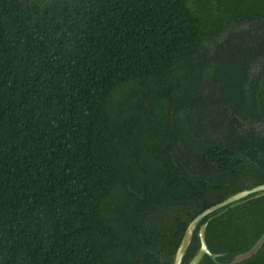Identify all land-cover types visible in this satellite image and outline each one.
I'll return each instance as SVG.
<instances>
[{
    "label": "trees",
    "instance_id": "trees-1",
    "mask_svg": "<svg viewBox=\"0 0 264 264\" xmlns=\"http://www.w3.org/2000/svg\"><path fill=\"white\" fill-rule=\"evenodd\" d=\"M263 9L0 0V264H160L151 239L178 242L188 201L223 199L229 155L257 142L243 126L264 125V55L241 38L205 83L222 109L199 108L204 38Z\"/></svg>",
    "mask_w": 264,
    "mask_h": 264
},
{
    "label": "flooded vegetation",
    "instance_id": "flooded-vegetation-1",
    "mask_svg": "<svg viewBox=\"0 0 264 264\" xmlns=\"http://www.w3.org/2000/svg\"><path fill=\"white\" fill-rule=\"evenodd\" d=\"M259 1L264 7V0ZM226 20L227 23L229 22L227 31L219 37L212 38V40L218 38V43L214 47H210L208 58L213 57L216 51L225 45L226 41H230L229 49L231 48L232 52L239 51V48L235 46L236 43H239L238 38L243 39L244 45H247L244 49L247 57H250L252 47H255V55L259 53L264 55V9L262 13L256 15L254 20L240 23L231 22L227 17ZM224 48L226 50L228 47ZM261 60L260 67L256 69L260 68L264 71V56L261 57ZM210 62L213 64L214 69L218 61L213 57L208 63ZM213 69L210 73L211 76H213ZM253 69L251 68V70ZM257 93L259 95L262 94L264 99V79L259 81ZM201 94H203L202 90ZM209 94L208 100H213V103L209 104L202 101L199 107L201 112H205L204 110L209 108L211 113L218 108L221 110L222 106L220 104L219 107L217 96L214 99L212 92ZM243 127L245 128V135L251 131L255 132L257 142L252 147L251 143L247 141L242 154L229 155V171L231 173L224 176L221 192L219 191L223 199L215 203L211 202V204L210 202L205 203L203 208L201 207V200L188 201L187 204H193V206H186V210L188 209L194 214L190 213L193 217L186 224L178 242L173 239L161 241L151 239L152 243H162L163 251L167 252L159 255L154 250L150 251L155 254L160 264H173L175 253L185 235L186 229L198 215L235 194L244 191L249 192L256 187L264 185V125ZM246 139L250 140L251 138L247 136ZM217 185L218 183L214 182V186L217 187ZM179 212L180 215H185L186 213L181 207ZM203 226H205L204 241L212 255H204L197 264H264V190L248 193L232 203V207L221 208L204 216L196 225L180 264H191L193 258L198 254L201 245L199 234ZM257 246L258 248L253 250Z\"/></svg>",
    "mask_w": 264,
    "mask_h": 264
},
{
    "label": "water",
    "instance_id": "water-1",
    "mask_svg": "<svg viewBox=\"0 0 264 264\" xmlns=\"http://www.w3.org/2000/svg\"><path fill=\"white\" fill-rule=\"evenodd\" d=\"M264 190V185L262 186H259V187H256L255 189H252L250 190L249 192L248 191H244V192H240L238 194H235L229 198H227L225 201L213 206L212 208L206 210L205 212H203L202 214L198 215L191 223L190 225L188 226V228L186 229L185 231V235L175 253V257H174V261H173V264H180L183 256H184V253L189 245V242H190V239L192 237V234H193V231L196 227V225L198 224V222L201 221V219L206 216L208 213H211L213 211H216L218 209H226L227 207L231 206L232 207V203H234L236 200L244 197L245 195H247L248 193H256L258 191H262ZM204 231H205V226H203L201 229H200V239H201V245H200V249H199V252L198 254L193 258L191 264H197L199 263L200 259L204 256V255H212L209 250H208V246L207 244L205 243L204 241ZM257 247H255L253 250L257 249Z\"/></svg>",
    "mask_w": 264,
    "mask_h": 264
},
{
    "label": "rangeland",
    "instance_id": "rangeland-1",
    "mask_svg": "<svg viewBox=\"0 0 264 264\" xmlns=\"http://www.w3.org/2000/svg\"><path fill=\"white\" fill-rule=\"evenodd\" d=\"M203 43H204V46H205L204 47L205 50L209 51L210 47H214L218 43V38L212 40V38H208L207 37V38L204 39ZM212 69H213V64L210 62V63H207L206 66H204V68L202 70L203 71L202 72V76L204 77V81H203V84L200 87H205L204 90H202V93H203L202 94V96H203L202 99L204 98V96H207V97H205L203 99V102H207L209 97H210L209 93L211 92V90L209 89L208 86H205L206 85L205 83L208 84L207 80L210 79L209 77L211 76L210 73H211ZM167 213H171V211L164 210V212L162 214V217L164 218L165 214H167Z\"/></svg>",
    "mask_w": 264,
    "mask_h": 264
}]
</instances>
